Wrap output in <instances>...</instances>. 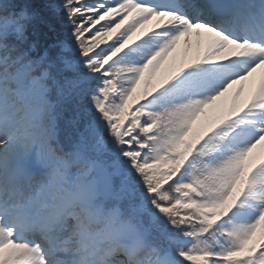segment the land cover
I'll return each mask as SVG.
<instances>
[{
  "label": "snow or ice",
  "instance_id": "6c2138e0",
  "mask_svg": "<svg viewBox=\"0 0 264 264\" xmlns=\"http://www.w3.org/2000/svg\"><path fill=\"white\" fill-rule=\"evenodd\" d=\"M0 264H264V0H0Z\"/></svg>",
  "mask_w": 264,
  "mask_h": 264
},
{
  "label": "rangeland",
  "instance_id": "374dc122",
  "mask_svg": "<svg viewBox=\"0 0 264 264\" xmlns=\"http://www.w3.org/2000/svg\"><path fill=\"white\" fill-rule=\"evenodd\" d=\"M183 47H184L183 44H181V46L177 49V52L175 53V55H177V56L181 55ZM260 76H261V72L258 71L257 73H255V74L253 75V77L250 78V80H249V82H248V85H247L246 88H245V96H247V95L250 93V91H251L253 85H256V84L259 83ZM237 87H238V86H237ZM234 92H235V88L232 89V90H230V94H231V93H234ZM230 94H229V95H230ZM225 99H226V98H225ZM202 119H203V118H202ZM258 151H259V150H258Z\"/></svg>",
  "mask_w": 264,
  "mask_h": 264
},
{
  "label": "trees",
  "instance_id": "16d2710c",
  "mask_svg": "<svg viewBox=\"0 0 264 264\" xmlns=\"http://www.w3.org/2000/svg\"><path fill=\"white\" fill-rule=\"evenodd\" d=\"M50 19H51V17H49ZM53 22L54 23H57V28H58V32L61 34V35H63V32H62V30L59 28V24H58V22H56V21H54L53 20ZM104 22H102V24H103ZM97 27H99V25L97 26ZM93 31H95V29H93ZM91 36V33H86V38H88V37H90ZM101 47L103 48V47H105V45H101Z\"/></svg>",
  "mask_w": 264,
  "mask_h": 264
}]
</instances>
